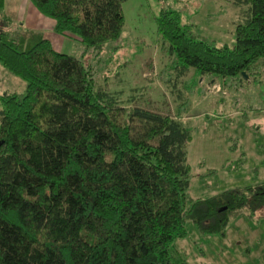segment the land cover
<instances>
[{
	"label": "trees",
	"instance_id": "1",
	"mask_svg": "<svg viewBox=\"0 0 264 264\" xmlns=\"http://www.w3.org/2000/svg\"><path fill=\"white\" fill-rule=\"evenodd\" d=\"M125 1L30 0L95 55L121 36ZM231 1L246 7L233 47L198 38L170 8L156 18L177 63L226 88L242 75L259 82L264 59V0ZM84 58L24 38L0 0V65L25 85L0 96V264H189L174 247L187 222L224 237L231 216L264 207V184L190 198L189 130L123 107Z\"/></svg>",
	"mask_w": 264,
	"mask_h": 264
},
{
	"label": "rangeland",
	"instance_id": "2",
	"mask_svg": "<svg viewBox=\"0 0 264 264\" xmlns=\"http://www.w3.org/2000/svg\"><path fill=\"white\" fill-rule=\"evenodd\" d=\"M162 2L127 0L121 36L100 54L89 50L85 63L98 86L109 79L108 91L123 107L170 115L189 130L190 198L264 184V67L257 69L259 82L242 75L241 80L225 79L227 88L220 85L221 92L206 86L212 76L181 67L158 34ZM174 9L198 38L216 47H233L235 26L244 21L246 7L229 0H188ZM75 57L83 56L79 52ZM24 89V83L0 65V96L22 94ZM241 158L243 164L237 167ZM210 170L214 173L208 175ZM186 229L187 237L174 247L189 264H264V207L253 217L247 211L231 216L224 237L201 234L190 221Z\"/></svg>",
	"mask_w": 264,
	"mask_h": 264
},
{
	"label": "crops",
	"instance_id": "3",
	"mask_svg": "<svg viewBox=\"0 0 264 264\" xmlns=\"http://www.w3.org/2000/svg\"><path fill=\"white\" fill-rule=\"evenodd\" d=\"M187 1L188 0H163V2L158 3V5L160 9L162 7H167L179 12L181 15V12L174 8H177L181 3ZM229 1L232 3L231 0ZM4 13L14 23L20 25L21 34L24 38H41L47 40L51 44L53 50L60 54L75 56L76 53L80 52L81 56H84V49L79 40L69 34H56L54 31V20L41 15L32 6L30 0H4ZM260 66L264 67V62H262ZM204 79L207 80V78ZM204 82L203 80L201 84ZM217 83V80L210 79L205 85L211 86ZM220 85L224 86L223 84Z\"/></svg>",
	"mask_w": 264,
	"mask_h": 264
},
{
	"label": "built area",
	"instance_id": "4",
	"mask_svg": "<svg viewBox=\"0 0 264 264\" xmlns=\"http://www.w3.org/2000/svg\"><path fill=\"white\" fill-rule=\"evenodd\" d=\"M213 89L216 91V92H220V88H219V86H213Z\"/></svg>",
	"mask_w": 264,
	"mask_h": 264
}]
</instances>
